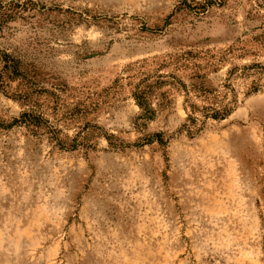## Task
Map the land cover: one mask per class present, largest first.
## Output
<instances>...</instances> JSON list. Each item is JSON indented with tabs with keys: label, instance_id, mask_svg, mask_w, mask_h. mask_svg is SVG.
Returning a JSON list of instances; mask_svg holds the SVG:
<instances>
[{
	"label": "rangeland",
	"instance_id": "rangeland-1",
	"mask_svg": "<svg viewBox=\"0 0 264 264\" xmlns=\"http://www.w3.org/2000/svg\"><path fill=\"white\" fill-rule=\"evenodd\" d=\"M214 1L0 0V264H264V0Z\"/></svg>",
	"mask_w": 264,
	"mask_h": 264
},
{
	"label": "trees",
	"instance_id": "trees-1",
	"mask_svg": "<svg viewBox=\"0 0 264 264\" xmlns=\"http://www.w3.org/2000/svg\"><path fill=\"white\" fill-rule=\"evenodd\" d=\"M206 1L207 2L204 5L196 4L195 6L192 7V9H195L196 11L197 10H204L211 3H215L214 0H206ZM184 4L187 5L186 3H184ZM187 7H190V6L187 5ZM3 58H4V60H7L8 55L3 54ZM11 69H12L13 73H18L17 65L11 66ZM159 78L160 77H157L156 80L144 79L135 88V91L133 93V98L136 101V104L138 105V107L143 112L142 117H140L141 120H148L154 114V111L150 107L149 100H150V97L152 95L154 88H156L162 84V82L159 80ZM228 112L229 111L225 110V109L222 110L221 112L213 111L212 114H206V115H210V116H204V117L205 118H212L215 120L216 119L221 120L227 116ZM195 121H196V119L188 117V119H187L188 124L182 126V129L189 136H193L194 134H196L197 132H199L201 130L200 128H198L196 130L193 129L195 127ZM41 123H42V118L40 116L34 115V117H33L29 114H22L20 116V118L15 119L10 125L11 126L12 125H28V126L31 125V126L36 127V126H39ZM10 125L8 127H11ZM153 142H156L161 146H163L167 143V141H165L163 139V136L160 134H155L151 137H147L144 139V144H150Z\"/></svg>",
	"mask_w": 264,
	"mask_h": 264
}]
</instances>
